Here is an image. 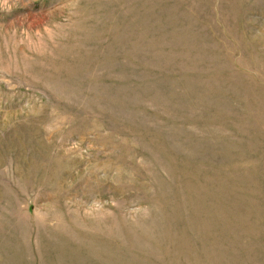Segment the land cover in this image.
I'll return each mask as SVG.
<instances>
[{"label": "rangeland", "instance_id": "rangeland-1", "mask_svg": "<svg viewBox=\"0 0 264 264\" xmlns=\"http://www.w3.org/2000/svg\"><path fill=\"white\" fill-rule=\"evenodd\" d=\"M0 264H264V0H0Z\"/></svg>", "mask_w": 264, "mask_h": 264}]
</instances>
